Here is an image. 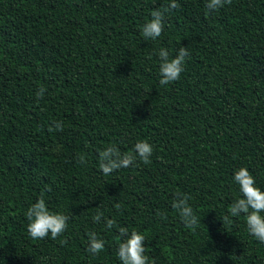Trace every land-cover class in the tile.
Here are the masks:
<instances>
[{
    "label": "trees",
    "instance_id": "obj_1",
    "mask_svg": "<svg viewBox=\"0 0 264 264\" xmlns=\"http://www.w3.org/2000/svg\"><path fill=\"white\" fill-rule=\"evenodd\" d=\"M168 3L0 0V264H121L120 227L144 234L155 264H264L243 215L222 223L241 197L236 170L264 191V0L214 12L177 0L162 35L143 38ZM181 46L190 56L180 79L162 86L158 51L174 57ZM54 121L63 131H49ZM142 139L149 164L102 173L101 150L131 153ZM178 193L190 197L195 229L171 207ZM41 195L69 217L55 240L27 231ZM90 232L105 241L98 255Z\"/></svg>",
    "mask_w": 264,
    "mask_h": 264
},
{
    "label": "clouds",
    "instance_id": "obj_2",
    "mask_svg": "<svg viewBox=\"0 0 264 264\" xmlns=\"http://www.w3.org/2000/svg\"><path fill=\"white\" fill-rule=\"evenodd\" d=\"M232 0H206L205 7L209 12L231 5ZM177 0H169L168 5L163 10H155L151 13V19L147 20L141 27V35L145 39L156 40L164 31L165 13L177 9ZM190 56L187 46H181L174 57H170L169 51L161 47L158 51L159 63V83L168 85L180 79L183 65L186 58ZM46 89L41 87L36 93L37 99H42ZM62 121H54L49 127V131H63ZM153 146L147 140H139L135 143L131 153H122L114 145L109 146L98 153L99 169L104 175H109L121 168L133 166L137 158L144 164L151 162ZM83 163V159H81ZM236 184L239 185L241 197L236 199L230 206V212L225 215L222 223L231 222L230 217L244 216L248 233L261 243H264V191L256 185L255 177L246 168L241 167L234 172L233 176ZM190 197L187 194H177L171 203V207L178 214L184 227L195 229L199 220L192 206L189 203ZM119 207V204L116 205ZM102 213L98 212L93 220L99 222ZM161 218H166L161 213H157ZM28 221L27 231L29 236L35 240L46 237L57 239L67 229L68 216L61 212L49 210L47 203L41 195L36 202L31 204L25 212ZM114 219L106 220V227L111 229L115 226ZM121 241L118 245L117 256L121 264H155L154 260L145 254V236L143 233L133 230L128 231L125 227L119 228ZM88 251L98 255L105 247V241L100 239L95 232L88 233Z\"/></svg>",
    "mask_w": 264,
    "mask_h": 264
}]
</instances>
